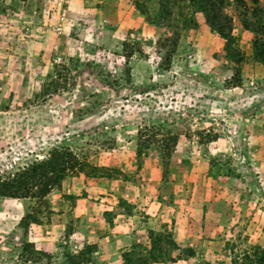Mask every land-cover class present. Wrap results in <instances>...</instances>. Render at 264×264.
<instances>
[{
	"label": "rangeland",
	"instance_id": "1",
	"mask_svg": "<svg viewBox=\"0 0 264 264\" xmlns=\"http://www.w3.org/2000/svg\"><path fill=\"white\" fill-rule=\"evenodd\" d=\"M230 1L235 33L243 10ZM192 11L177 0L171 16L159 13L165 29L143 53L137 43L107 48L95 38L101 24L70 17L67 0H0V175L60 147L96 175L68 172L40 200L0 197V264H119L94 251L105 235L131 240L109 229L123 220L142 243L149 229L173 237L178 264H264V197L255 191L246 207L242 189L231 190L248 186L235 171L247 156L264 160L253 36L236 42L244 52L238 89L223 46L211 52L189 28ZM135 49L146 62L130 64ZM252 171L254 186H264ZM41 237L61 247L40 249Z\"/></svg>",
	"mask_w": 264,
	"mask_h": 264
},
{
	"label": "trees",
	"instance_id": "2",
	"mask_svg": "<svg viewBox=\"0 0 264 264\" xmlns=\"http://www.w3.org/2000/svg\"><path fill=\"white\" fill-rule=\"evenodd\" d=\"M176 1L158 0L159 13L171 16L172 5ZM148 2L149 0H135L137 7L143 13L147 11ZM251 4L253 6L248 7L245 0H235L234 8L238 14L241 9L243 10V13H240L242 16L241 24L253 36L252 57L256 62L264 65V7L260 5L259 0H251ZM189 5L194 11L202 12L211 30L216 31L224 39L222 51L224 57L236 65L233 76L236 82L234 86L239 85L242 80L240 66L244 60V52L236 43L234 16L228 11L229 7L232 6L231 1L189 0ZM130 55L128 54V56ZM87 168L88 164L81 162L70 149L54 148L45 158L36 159L14 174L4 178L0 175V197H34L40 200L45 198L54 187L59 186L68 172H82L86 176L95 177V173L84 171ZM147 237L148 244L134 242L129 249L122 252L123 264H153L165 260L176 261V257L170 255L171 251L179 248L173 237L164 233H157L152 229H149ZM86 254L87 251L80 252L75 257H70V261L83 260ZM189 255L194 254L191 252ZM76 264L79 262L77 261Z\"/></svg>",
	"mask_w": 264,
	"mask_h": 264
},
{
	"label": "crops",
	"instance_id": "3",
	"mask_svg": "<svg viewBox=\"0 0 264 264\" xmlns=\"http://www.w3.org/2000/svg\"><path fill=\"white\" fill-rule=\"evenodd\" d=\"M182 2H186L188 8H192V6L189 5V0H184ZM67 8H68L69 16L72 18L76 17V18L83 19L89 22V24L91 22H94V23L99 22L101 26H99V29L97 28V30L100 36H96L95 38L100 39L101 40L100 42L105 43V46L107 48H112V46H115V47L117 46V48H120V46L122 47L124 46V44H127V43H130V44L137 43L141 47L144 53L145 50L150 48V44H153L155 42V38L158 32L162 29H165V26L159 23L160 20H159L158 0H149L147 11L144 13L141 12L140 9L137 7L135 0H67ZM189 15H191L192 17L191 20L193 21L195 25V26H189V28L194 29L198 33L199 39L203 38L205 40V44H207V48H209L211 52L219 50L224 45V39L221 38L216 31L211 30V28L207 25L205 21L203 13L200 11H194L193 9L192 13ZM184 16L186 15H181V19L183 21L185 20ZM76 23H79V22H76ZM239 28L238 27L235 28V30L237 31L234 33V35L237 38L236 42L241 43L242 38L245 37L247 39L248 37H251V32L249 30L243 29L242 27H241L242 29H239ZM130 59H131L130 64L134 66L140 63L142 60H144V62L147 61L146 56H142L141 53L137 51L136 49L133 52V54L130 56ZM252 65L254 69V73L252 74L253 77L258 76V74L264 76V65H262L261 63L255 62V61ZM246 66H250V64H246L244 67H242L243 73L244 71L248 69V67ZM131 74H132V78L134 79V81L137 80L138 75L136 74L134 75V73H131ZM252 75L249 76V79L253 78ZM244 78H248V77L246 76ZM238 86L239 85L235 86V88H238ZM248 160H249V164L246 162L244 166L241 165L240 168L237 167V170L235 171L240 172L241 177L246 181L249 187L244 186L243 188H237L238 190L231 187V190L233 191L232 194L237 193V192L239 193V190L242 189L239 194L241 196L245 195L246 199L244 198V200H241V203L247 202L246 207H248V204H250L248 198L249 197L252 198L253 194H255V191L260 192L264 197V186H260V185L254 186L251 180L252 179L251 175H253L252 170H255V172L259 173L257 174V177L259 178L264 177V173H263L264 171L262 172L261 170V167L264 166V160L261 158L256 159V157L254 156H251V157L247 156V161ZM251 164L252 166H250ZM92 179H97V178H92ZM88 182L89 184L97 183V181H92V180L90 181L89 179H88ZM86 192H89V188H86ZM89 196L90 195L87 194V197ZM260 198H262V196ZM83 199H86V198H83ZM199 209L201 210V212L204 213V210L206 209V207H204V204L201 203V205L199 206ZM146 214H149V212L147 211ZM122 215L123 214L118 213L117 217L122 216ZM128 215H129V218L134 217V215H131V214H128ZM149 219H151V217H149ZM123 221H124V224L123 222H120V221L112 223V224H109L108 221H105V222L109 224V229L119 230L118 228H120L119 236L129 234V238H131V240L127 243L123 241H119V239H115L116 241H114L112 237H110L109 235H105L102 237L103 239L102 241L103 248H101L102 251H98V248H96V250L94 251V254L101 252V256H104V258L107 257L105 261H107L108 259V261L112 260V261L119 262V264H123V260L121 259L122 252L129 249L131 244L134 242L142 243L140 237H138L140 235L138 232L140 231L136 227L128 226V223H126L125 220ZM252 223H253V218H252L251 225ZM81 230L82 229L78 227V229L74 230L73 234H76L78 233V231H81ZM133 230H135L134 233H133ZM86 231L88 233H92L93 229L86 227L85 232ZM47 232L49 231H46V233ZM80 234L83 235L82 233ZM85 234L86 236H88L87 233ZM131 235L133 236V239H135L134 242L132 241ZM40 239L43 240L39 242V244L41 245L40 249L44 250L46 245L52 248L59 247V246L61 247V245H58V244L56 245L54 244V242L51 243V241L46 237H41ZM143 244H145V242H143ZM190 244L191 243L189 242V245ZM108 246L110 247L111 252H108L109 251ZM96 247H100V246L96 245ZM35 248H39L37 244H35ZM204 252L205 253H203L202 251L201 256H205L207 251L205 250ZM178 262H179V259H177L176 261H172L170 263L160 261V262H154L153 264H178ZM102 263L107 264L104 261ZM95 264H98V262H95Z\"/></svg>",
	"mask_w": 264,
	"mask_h": 264
},
{
	"label": "built area",
	"instance_id": "4",
	"mask_svg": "<svg viewBox=\"0 0 264 264\" xmlns=\"http://www.w3.org/2000/svg\"><path fill=\"white\" fill-rule=\"evenodd\" d=\"M61 19H64V13L61 15ZM57 30H60V28H57ZM57 59L60 61L61 60V56H58Z\"/></svg>",
	"mask_w": 264,
	"mask_h": 264
}]
</instances>
